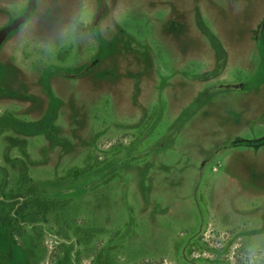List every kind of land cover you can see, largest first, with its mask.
<instances>
[{
    "label": "rangeland",
    "instance_id": "374dc122",
    "mask_svg": "<svg viewBox=\"0 0 264 264\" xmlns=\"http://www.w3.org/2000/svg\"><path fill=\"white\" fill-rule=\"evenodd\" d=\"M209 1L0 0L3 192L24 193L18 181L31 178L61 203L40 238L27 228L33 264L264 255V45L252 53L241 31L264 0H225L222 22L220 0L206 6L229 49L218 80L239 91L191 103L193 74L214 63L197 52ZM27 249L0 225L7 264H27Z\"/></svg>",
    "mask_w": 264,
    "mask_h": 264
},
{
    "label": "trees",
    "instance_id": "16d2710c",
    "mask_svg": "<svg viewBox=\"0 0 264 264\" xmlns=\"http://www.w3.org/2000/svg\"><path fill=\"white\" fill-rule=\"evenodd\" d=\"M0 172L5 174L4 178L7 180L8 171L0 166ZM19 172L21 177H24V175L27 177L28 175V166L23 160H19ZM23 179L21 178L18 182L23 186L24 193L11 196H5L6 194L3 192L4 184L2 185L0 179V225L15 246L24 250L31 249L28 251L30 256L27 264H33L35 253L32 251V246L34 244L29 240V230L27 228H32L34 233H37L35 240L40 238L39 232L43 231L44 224L48 221L47 216L61 203L47 198L43 192L39 191L31 178H28L29 186L24 183ZM23 239H25L24 243ZM0 256L3 258L1 264H7L5 262L6 256L1 252ZM70 261V257L67 256L64 261L59 260L55 264H70ZM98 263L99 259L91 262V264Z\"/></svg>",
    "mask_w": 264,
    "mask_h": 264
},
{
    "label": "crops",
    "instance_id": "0c3cea01",
    "mask_svg": "<svg viewBox=\"0 0 264 264\" xmlns=\"http://www.w3.org/2000/svg\"><path fill=\"white\" fill-rule=\"evenodd\" d=\"M220 3L222 5V10L220 12V15L218 18L223 21V15L222 11L226 12L228 8V2L225 0H220ZM211 7L216 4L214 0H210L205 6H204V15L200 13L199 18L200 22L203 25L202 32H203V37H204V44L202 47L198 48V53H203L202 59L212 58L214 60V63H211L210 66H208L207 69H203L202 71L199 72L198 74H193L192 79H193V84L194 86L197 84L199 90L195 94L194 99L191 101V103H196L200 97H205V96H212L215 97L217 93H223V92H228V91H239V87L237 88L235 86V82L231 83L229 81H220L218 78L224 73L225 67H226V55L225 53L228 54L229 49H227V45L224 43V41L221 39L220 35L217 33V29L210 26L207 22V16L208 15H213L210 11L211 7L209 8V11L206 10V6L210 5ZM233 7V6H229ZM254 17V24L245 32L242 28L241 31L245 33V36L247 38V41L249 40L250 42L247 43L248 46L253 49L252 53L256 52L257 49H260L264 45V40L261 38V40L258 38L260 34L264 35V13L261 15L253 16ZM237 22L240 24H243L244 21L241 19H236ZM255 38V43H252L250 40V37ZM208 39H207V38ZM220 38V40L218 39ZM263 37V36H262ZM215 38L217 44L214 45L212 44V39ZM216 51L218 53H214V55L211 53L213 51ZM227 51V52H226ZM196 53V50L194 51ZM207 55V57H206ZM238 61V59L236 60ZM219 70V71H216ZM215 74V75H213ZM215 85L214 89L212 92L210 90L212 89V86ZM246 87H241L240 91H243ZM210 92V93H209ZM201 106L196 109V114L201 113Z\"/></svg>",
    "mask_w": 264,
    "mask_h": 264
},
{
    "label": "clouds",
    "instance_id": "9594fccd",
    "mask_svg": "<svg viewBox=\"0 0 264 264\" xmlns=\"http://www.w3.org/2000/svg\"><path fill=\"white\" fill-rule=\"evenodd\" d=\"M251 247H255V246L253 245V246H250V248ZM246 254H247L248 258L244 262V264H264V255L256 256L248 250H246Z\"/></svg>",
    "mask_w": 264,
    "mask_h": 264
},
{
    "label": "flooded vegetation",
    "instance_id": "af4514ba",
    "mask_svg": "<svg viewBox=\"0 0 264 264\" xmlns=\"http://www.w3.org/2000/svg\"><path fill=\"white\" fill-rule=\"evenodd\" d=\"M264 28V27H263ZM3 48V47H2Z\"/></svg>",
    "mask_w": 264,
    "mask_h": 264
}]
</instances>
